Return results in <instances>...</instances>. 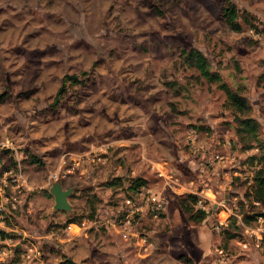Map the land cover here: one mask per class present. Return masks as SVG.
Instances as JSON below:
<instances>
[{"label":"rangeland","instance_id":"1","mask_svg":"<svg viewBox=\"0 0 264 264\" xmlns=\"http://www.w3.org/2000/svg\"><path fill=\"white\" fill-rule=\"evenodd\" d=\"M226 1L0 0V264H264V233L250 234L264 216V0H230L241 31ZM194 50L245 106L188 61ZM10 172L25 187H8ZM138 178L164 208L129 239ZM55 182L74 189L71 212L55 210ZM198 192L201 223L180 207Z\"/></svg>","mask_w":264,"mask_h":264},{"label":"trees","instance_id":"2","mask_svg":"<svg viewBox=\"0 0 264 264\" xmlns=\"http://www.w3.org/2000/svg\"><path fill=\"white\" fill-rule=\"evenodd\" d=\"M222 18L225 23L234 31H241L242 24L240 23V10L237 6L232 3L230 0H227L225 6L223 8ZM188 61L195 66L201 73V75L207 79L209 82H216L219 84V87L226 92L228 98H230L233 102L240 104L241 106L246 105V98L241 97L238 93L234 92L224 81L221 75L218 73H212L209 68V63L207 58L200 51H191L187 55ZM73 82H79L76 77L70 78ZM7 98V93L0 94V104L4 103ZM258 122L255 119H245L242 123V132L246 133L250 137H257L258 132ZM256 157H252V161H255ZM4 169L0 170V176H2ZM119 181V180H118ZM257 182V190L255 195V200L257 202L264 203V173L259 172L256 176ZM116 182H112V186L115 185ZM121 185V182L119 183ZM147 182L138 178L135 180H131L129 182V187L132 190L139 191L140 188L145 186ZM136 191V192H137ZM135 192V193H136ZM133 195V194H132ZM130 195V196H132ZM200 198L197 195H189L186 198L180 201V207L184 213L189 214L190 219L196 223H201L206 220L208 216V212L206 210L200 209L197 207ZM197 207V208H196ZM195 208L197 210H195ZM96 214V210L93 209V214L90 216V219H94ZM79 220L77 218L69 220L68 223H76ZM80 222V221H79ZM8 234L0 229V238L6 239ZM59 264H77L69 262L66 258L62 260Z\"/></svg>","mask_w":264,"mask_h":264},{"label":"built area","instance_id":"3","mask_svg":"<svg viewBox=\"0 0 264 264\" xmlns=\"http://www.w3.org/2000/svg\"><path fill=\"white\" fill-rule=\"evenodd\" d=\"M213 159H214L213 162L214 161L222 162L224 160V157L218 154V155H214ZM210 161H212V159ZM57 177H58L57 174H53L51 179H57ZM21 178L23 182H20ZM4 182L8 187L13 184L14 187H18L19 190H21L22 186L25 187L23 176L20 174L14 175L11 172L7 173L4 176ZM1 191L3 190H0V195H1ZM198 195L199 198L200 196L204 197L199 193ZM123 206L125 208L123 209L124 213L122 215L123 216L122 223L125 226V230H128V232H126L125 237L129 239L133 235L132 233L133 228L131 229V227L133 226V222H135L137 218L141 219L142 216L145 217L148 215L150 216V214H152L153 219L157 220L161 216L160 215L161 211L164 208V204L155 196V194L143 187L136 193V195L126 197ZM198 206L206 210L205 206H203V200L201 198L198 202ZM2 209H3V201L0 200V221H1ZM258 222L260 223L259 229H257V231L254 229L251 230L250 234L257 235L258 233L257 237L259 239H262V234L264 233V216L259 217ZM73 226H78V225L70 224L69 225L70 230H72ZM142 242H143V246H145V244L148 243V240L147 239L142 240ZM243 245L246 247L248 246L246 243H244ZM220 254L223 255L224 253L220 252Z\"/></svg>","mask_w":264,"mask_h":264},{"label":"water","instance_id":"4","mask_svg":"<svg viewBox=\"0 0 264 264\" xmlns=\"http://www.w3.org/2000/svg\"><path fill=\"white\" fill-rule=\"evenodd\" d=\"M238 121V119L236 120ZM74 189H64L61 182H55L50 192L55 197V210L71 212L72 206L69 201V197L73 194Z\"/></svg>","mask_w":264,"mask_h":264},{"label":"crops","instance_id":"5","mask_svg":"<svg viewBox=\"0 0 264 264\" xmlns=\"http://www.w3.org/2000/svg\"><path fill=\"white\" fill-rule=\"evenodd\" d=\"M198 193H199V192H198ZM204 193H205V192H204ZM204 193H202L203 195H202V194H201V195L204 196L205 198H208V196H205ZM199 194H200V193H199Z\"/></svg>","mask_w":264,"mask_h":264}]
</instances>
